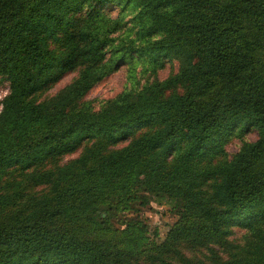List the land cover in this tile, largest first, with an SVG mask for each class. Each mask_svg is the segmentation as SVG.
Returning a JSON list of instances; mask_svg holds the SVG:
<instances>
[{"label":"trees","instance_id":"obj_1","mask_svg":"<svg viewBox=\"0 0 264 264\" xmlns=\"http://www.w3.org/2000/svg\"><path fill=\"white\" fill-rule=\"evenodd\" d=\"M173 60L85 100L123 63ZM0 75V264H264V0H0Z\"/></svg>","mask_w":264,"mask_h":264},{"label":"rangeland","instance_id":"obj_2","mask_svg":"<svg viewBox=\"0 0 264 264\" xmlns=\"http://www.w3.org/2000/svg\"><path fill=\"white\" fill-rule=\"evenodd\" d=\"M107 9L114 15H117L119 8L114 5H109ZM131 15L126 16L128 20ZM136 71L135 76H132L130 72V65L123 63L117 70L105 77L102 81L96 84L86 95L85 100L90 106L98 110L100 109L108 99L117 96L120 92L125 89L141 87L147 81H152L156 78L165 79L171 73L177 72L179 64L176 60L168 61L163 67H158L153 71L148 64L138 63L135 65ZM77 76V71L67 73L58 83L53 85L47 90L42 96H52L57 93L60 89L69 84ZM9 92V82L0 75V111L2 108V100ZM258 137L257 131L251 129L246 133H240L233 136L225 145L228 157L233 156L242 146L245 141H254ZM128 141L120 142L117 147L124 146ZM82 148L76 152L64 155L58 162L60 164L65 163L71 159L78 157L81 153ZM51 165V164H49ZM145 217L152 227V231L156 228L164 236L169 226L174 222L175 215L169 211L168 206H161L153 204L152 207L145 211ZM243 231H239L237 234H241Z\"/></svg>","mask_w":264,"mask_h":264}]
</instances>
